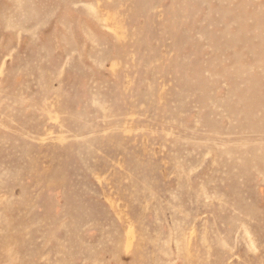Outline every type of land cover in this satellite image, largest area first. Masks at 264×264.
I'll use <instances>...</instances> for the list:
<instances>
[{
	"label": "rangeland",
	"instance_id": "obj_1",
	"mask_svg": "<svg viewBox=\"0 0 264 264\" xmlns=\"http://www.w3.org/2000/svg\"><path fill=\"white\" fill-rule=\"evenodd\" d=\"M0 264H264V0H0Z\"/></svg>",
	"mask_w": 264,
	"mask_h": 264
}]
</instances>
